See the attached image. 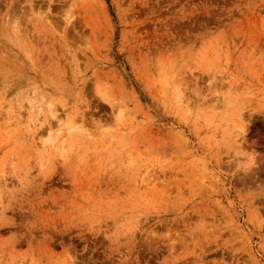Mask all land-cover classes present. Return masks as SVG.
I'll use <instances>...</instances> for the list:
<instances>
[{
	"label": "rangeland",
	"instance_id": "obj_1",
	"mask_svg": "<svg viewBox=\"0 0 264 264\" xmlns=\"http://www.w3.org/2000/svg\"><path fill=\"white\" fill-rule=\"evenodd\" d=\"M0 264H264V0H0Z\"/></svg>",
	"mask_w": 264,
	"mask_h": 264
},
{
	"label": "bare ground",
	"instance_id": "obj_2",
	"mask_svg": "<svg viewBox=\"0 0 264 264\" xmlns=\"http://www.w3.org/2000/svg\"><path fill=\"white\" fill-rule=\"evenodd\" d=\"M250 178V177H249ZM252 178V177H251Z\"/></svg>",
	"mask_w": 264,
	"mask_h": 264
}]
</instances>
